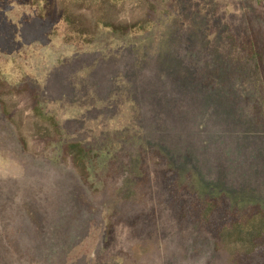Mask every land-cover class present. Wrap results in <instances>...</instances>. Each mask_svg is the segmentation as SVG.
<instances>
[{"label":"rangeland","instance_id":"rangeland-1","mask_svg":"<svg viewBox=\"0 0 264 264\" xmlns=\"http://www.w3.org/2000/svg\"><path fill=\"white\" fill-rule=\"evenodd\" d=\"M259 1L150 0L147 31L78 39L45 0H0V92L26 140L0 105V264H232L198 227L151 218L143 155L158 150L199 196L264 210V105L240 61ZM36 87L61 124L51 139L28 127ZM71 142L89 151L84 175Z\"/></svg>","mask_w":264,"mask_h":264},{"label":"trees","instance_id":"trees-1","mask_svg":"<svg viewBox=\"0 0 264 264\" xmlns=\"http://www.w3.org/2000/svg\"><path fill=\"white\" fill-rule=\"evenodd\" d=\"M39 1L41 0H36ZM127 2L128 0H45L53 14L65 23L68 35L79 37L78 39L95 37L101 28L120 35L147 31L150 27V9L154 12L156 8L150 5V0H140L130 7L132 14L140 7L143 13L141 17L133 15L132 20H124L121 15ZM258 4L264 10V0H260ZM257 16L262 18L257 20L255 16H251L247 19V36L241 40L244 46L241 47L240 61L243 65L247 64V75L253 83L248 88V91L252 90L248 96H253L255 102L264 105V11H257ZM2 84L6 86V82L0 80V86ZM22 88L25 90L23 86ZM36 91L37 103L32 108L28 127L43 139H51L62 133L61 124L43 107L41 98H45L44 91L41 89L38 92V87ZM3 95L0 92L2 112L19 133L23 125L19 119L20 114L16 106L10 108ZM19 136L25 147V136L21 132ZM64 149L71 157L76 173L84 175L88 170L89 151L83 144L74 142L66 144ZM150 161L156 167L153 170L149 167ZM166 161L158 150L143 155V175L147 174L146 179L150 181V214L154 213L155 216L151 218L159 220L160 228L166 230L173 227L187 236L198 227L201 236L213 240L217 249L230 257L232 264H264L263 208L253 206L246 210L234 209L224 194L219 197L199 196L193 190L179 185L177 171L169 168ZM107 233L116 234L114 223Z\"/></svg>","mask_w":264,"mask_h":264}]
</instances>
